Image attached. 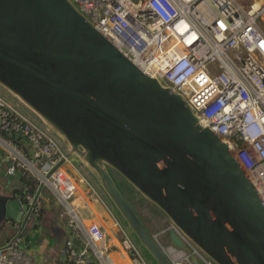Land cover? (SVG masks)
I'll use <instances>...</instances> for the list:
<instances>
[{
  "label": "water",
  "instance_id": "95a60500",
  "mask_svg": "<svg viewBox=\"0 0 264 264\" xmlns=\"http://www.w3.org/2000/svg\"><path fill=\"white\" fill-rule=\"evenodd\" d=\"M0 87L85 169L151 264L170 262L112 173L166 218L172 246L188 251L184 238L212 264H264V203L232 152L72 0H0ZM15 192L0 194V222L26 211Z\"/></svg>",
  "mask_w": 264,
  "mask_h": 264
},
{
  "label": "built area",
  "instance_id": "2783aa9c",
  "mask_svg": "<svg viewBox=\"0 0 264 264\" xmlns=\"http://www.w3.org/2000/svg\"><path fill=\"white\" fill-rule=\"evenodd\" d=\"M72 1L137 70L162 78L185 98L202 126L232 152L264 203V0ZM0 133L9 148L6 173L22 168L36 183L20 200L27 207L20 220H5L13 233L0 243V264H35L23 249V222L38 214L44 189L73 218L68 201L80 195L71 173L78 165L43 124L2 94ZM79 181L89 188L84 177ZM85 230L94 264H107L103 230L96 223ZM182 241L188 251L158 243L170 264H192L191 255L198 264H212ZM133 242L122 241L130 264H150ZM86 254L66 240L59 257L84 264Z\"/></svg>",
  "mask_w": 264,
  "mask_h": 264
},
{
  "label": "crops",
  "instance_id": "0c3cea01",
  "mask_svg": "<svg viewBox=\"0 0 264 264\" xmlns=\"http://www.w3.org/2000/svg\"><path fill=\"white\" fill-rule=\"evenodd\" d=\"M2 139L3 137L0 135V194L9 195L16 190L15 196L20 201L24 196L30 194L29 191L33 192L35 189V177L31 172L19 167L13 173H6L9 150L1 141ZM79 167L80 165L77 167L78 171H71L68 168V171H71L73 177L78 181L77 185L80 191V195L77 194L68 201L73 218L49 190H42L39 197L40 210L38 214L25 219L23 222L22 245L25 253L30 256L35 264H55L60 259V251L64 242L71 240L76 250H80L79 246L87 250L88 254L84 256L85 260L95 262L96 259L90 253L92 248L85 227L89 223H96L105 234L103 245L105 244L107 248L104 255L106 263L130 264V258L122 245V241L127 238L131 239V237L125 231L123 223L120 222L119 217L95 182L93 181V183ZM80 177L86 179L89 188L79 181ZM46 191L49 193L47 194ZM49 195L51 196L50 199L54 200L55 205H58L57 211L51 205V201L47 203L46 197ZM72 219L74 220L71 222ZM68 223L72 224L69 225ZM169 227V223H167L160 231L152 234L157 243L162 240L163 244H169ZM12 233L13 230L7 227L6 222L1 221L0 243L7 240Z\"/></svg>",
  "mask_w": 264,
  "mask_h": 264
},
{
  "label": "trees",
  "instance_id": "16d2710c",
  "mask_svg": "<svg viewBox=\"0 0 264 264\" xmlns=\"http://www.w3.org/2000/svg\"><path fill=\"white\" fill-rule=\"evenodd\" d=\"M0 91H1L0 94L5 95V97L9 95L1 87H0ZM9 98H11L10 100H12V102L17 103L20 110L24 114H26L29 118L33 119L37 123L41 124V122L32 113H30L26 108H24L15 98H13L12 96ZM0 135L4 137L2 133H0ZM62 147L64 148L63 145ZM79 168L82 169L83 173L93 182L92 178L87 174L85 169L82 168L81 166ZM112 175L115 179V182L119 190L121 191L123 196L126 198L127 202L130 204L131 208L137 215L138 219L140 220V222L142 223L146 231L151 236L153 233L160 231V229L164 228V226L167 225L168 221L159 211H157L153 206H151L143 197H141L132 187H130L128 184L122 181L117 175L113 173ZM55 264H73V263L71 261H68L67 259H58ZM84 264H94V261L84 260Z\"/></svg>",
  "mask_w": 264,
  "mask_h": 264
},
{
  "label": "rangeland",
  "instance_id": "374dc122",
  "mask_svg": "<svg viewBox=\"0 0 264 264\" xmlns=\"http://www.w3.org/2000/svg\"><path fill=\"white\" fill-rule=\"evenodd\" d=\"M0 93H1V91H0ZM7 95H8V94H7ZM4 96H5V95H4ZM8 96H9V95H8ZM8 96H7V97H8ZM9 97H11V96H9ZM9 97H8V98H9ZM9 99H11V98H9ZM11 101H12V100H11ZM72 162H73V164H75V165H79L78 162H77L75 159H72ZM46 193L48 194L49 192L46 191ZM50 198H51L50 195H49V197H48V196L46 197V201H47V203L51 201V205H52L53 208L57 211L56 207H58V205H57V204L55 205L54 200H53V199H50ZM57 213H58V212H57ZM57 213H56V214H57ZM119 219H120V218H119ZM120 222H121V220H120ZM121 223H122V222H121ZM2 225H3V224L1 223V226H2ZM4 227H5V226H4ZM124 229H125V228H124ZM125 231H126V229H125ZM158 242H159L160 245H162V246H163V245H166V244H163V241H162V240H161V241H158ZM133 243H134V242H133ZM90 253H91V254L93 255V257L95 258V255L92 253V250H91ZM142 255H143V254H142ZM143 256H144V255H143ZM144 257H145V256H144ZM145 258H146V257H145ZM95 259H96V258H95ZM146 259H147V258H146ZM147 260H148V259H147ZM199 263H200V262H199Z\"/></svg>",
  "mask_w": 264,
  "mask_h": 264
}]
</instances>
